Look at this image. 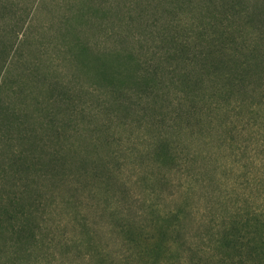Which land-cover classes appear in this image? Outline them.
<instances>
[{
	"label": "rangeland",
	"instance_id": "374dc122",
	"mask_svg": "<svg viewBox=\"0 0 264 264\" xmlns=\"http://www.w3.org/2000/svg\"><path fill=\"white\" fill-rule=\"evenodd\" d=\"M226 8L0 0V202L29 227L0 264H264V68L201 60Z\"/></svg>",
	"mask_w": 264,
	"mask_h": 264
},
{
	"label": "trees",
	"instance_id": "16d2710c",
	"mask_svg": "<svg viewBox=\"0 0 264 264\" xmlns=\"http://www.w3.org/2000/svg\"><path fill=\"white\" fill-rule=\"evenodd\" d=\"M209 1L223 3L227 7L223 22L224 18H227L228 21L221 23V26L217 29V31L219 30L218 33L209 43L207 50L204 51L201 60L207 67L206 74H212L216 77L227 76V78L231 77L235 80L244 77L257 68H264V0ZM243 32L253 34L250 37H244ZM241 55L245 56V59ZM199 73L204 75L203 72ZM105 74L103 73V76L108 79L109 75ZM114 74H117V71ZM11 163L13 166L17 165L19 168L23 167V169H29L33 165L30 157L23 154L13 155ZM16 197L17 195L11 197L10 203L7 205L0 202V237L6 233L3 220L11 223V226L8 225L7 231L11 232L13 236L28 235L29 233V227L22 225L19 217L14 216L15 211L17 213L20 209ZM14 217L18 218L17 222L11 221ZM110 264L126 263L114 260Z\"/></svg>",
	"mask_w": 264,
	"mask_h": 264
}]
</instances>
